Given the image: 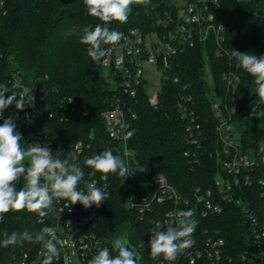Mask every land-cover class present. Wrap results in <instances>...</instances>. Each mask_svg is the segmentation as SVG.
Instances as JSON below:
<instances>
[{
  "label": "trees",
  "instance_id": "1",
  "mask_svg": "<svg viewBox=\"0 0 264 264\" xmlns=\"http://www.w3.org/2000/svg\"><path fill=\"white\" fill-rule=\"evenodd\" d=\"M4 8L0 15V45L4 61L23 77L30 87L43 85V89L53 99H73L87 106L89 116L70 122L59 119H45L43 129L61 150V159L69 153H75L78 163L84 171V177L78 185L84 189L85 182L95 172L84 164V160L111 148L116 155L126 157L124 146L131 153L133 175L137 188L155 189L157 174H164L169 182L185 196H190L199 187L212 189L217 176V164L210 154L197 150L188 141L186 124L179 115L178 94L181 86H187L194 97L193 105L200 115L207 131L210 147L215 150L217 124L212 104L220 101L225 92L223 75L235 62L230 56H218L213 42L189 49L175 58L173 71L163 85L159 107L155 109L149 103V94L142 88L137 97L124 95L118 87L120 78L114 77L102 64H97L87 55V46L80 43L75 35H68L76 26L102 23L87 12L84 0H2ZM154 9H145L142 5H132V12L126 23L113 21L109 27L122 32L125 36L132 30L143 34L153 32L167 33L163 21L168 16L176 17L179 7L174 0H152ZM221 11L217 21L226 30L225 49H232L256 55H264V0H221ZM5 13V14H4ZM62 13H64L62 15ZM106 45L105 47H110ZM11 72V71H10ZM0 74V84H7V75ZM242 83L237 94L235 106L238 114L235 127L239 131L245 148L260 151L264 148V105L256 111L250 106L258 96L255 94L254 78L241 69ZM174 75L180 77V84L173 81ZM47 77V79H45ZM211 82L212 85H211ZM9 86V85H8ZM121 97L129 110L136 116L127 117L129 129L134 135L123 142L115 141L105 131L101 120L102 112L108 105ZM43 112V109H42ZM84 141L82 153L74 151V144ZM189 153L197 154L200 162L191 163ZM264 156V154L262 155ZM107 192L109 198L99 207L101 219L95 230L104 247L111 250V239L126 234L133 248H136L143 262L154 263L150 254L149 235L155 218L141 221L134 211L125 207L126 193L123 192V178L109 173ZM141 182V183H140ZM17 191L23 187V180L17 184ZM215 228L223 232L230 250L239 256L246 250L250 231L239 209L226 208L223 216L217 218ZM36 212L27 209L5 214L0 222V242L4 233H22L25 230L36 233L43 227ZM143 244V246H141ZM44 242L25 241L23 246H0V264H22L25 256L28 264L41 255ZM114 256L115 252L111 251ZM44 258V257H43ZM53 264H57L53 261Z\"/></svg>",
  "mask_w": 264,
  "mask_h": 264
},
{
  "label": "built area",
  "instance_id": "2",
  "mask_svg": "<svg viewBox=\"0 0 264 264\" xmlns=\"http://www.w3.org/2000/svg\"><path fill=\"white\" fill-rule=\"evenodd\" d=\"M221 7V0H185L184 5L179 7L180 11L176 17L170 15L163 21L162 25L167 29V33L153 32L145 35L138 30L130 31L116 45L109 47L111 52L107 62L102 64L103 68L111 71L114 77L120 78L118 87L126 96L135 98L138 92L145 88L149 94L150 105L157 109L163 85L170 79L169 74L173 71L177 56L211 42L214 43L218 56H230L225 49V27L217 21ZM3 8L4 2L0 0V15ZM193 16H198V20L192 21ZM155 36L158 37L156 42ZM11 67V64L4 61L0 45V74L11 71L9 75L6 74L9 87L16 92L28 87L34 93L37 87L28 86L19 72ZM150 69H156L162 74L160 86L154 92L151 91L147 81ZM241 69L238 62H235L233 67L225 72L223 75L225 92L223 96H219L220 101L212 104L213 116L217 122L215 150L210 147L207 131L193 106L195 100L189 93L188 87L182 85L178 94L179 115L186 124L188 141L197 150L205 149L216 161L218 172L212 189L199 187L190 196H185L161 173L155 178L153 191L147 188L138 189L133 178L123 182V192L126 193L125 207L134 211L141 221L148 217L155 218L149 241L157 222L166 229L171 223V214L175 211L195 210L194 218L197 224L191 236L193 243L171 264H264V156H262L264 148L260 151L245 148L234 124L238 114V108L234 103L242 83ZM173 81L177 84L181 83L177 75H174ZM43 91L44 97L40 107H35L33 104L23 111H17L14 105L10 106L5 110L3 118H0V124L3 123V119L15 115L25 146L34 142L42 145L47 143L54 155L61 158L60 148L50 135L41 129V123L45 119V117L41 118L42 115L48 113L49 120L59 119L61 122H70L87 118L89 110L87 106H82L73 99H53L44 89ZM7 95L10 93H6ZM263 105L264 102L258 97L250 104L254 111ZM126 108V104L119 97L101 114V120L109 137L124 144H126L124 136L129 129L127 117L132 115L134 119L136 118L130 110L127 113ZM26 114L30 122L25 118ZM73 148L75 152L82 153L85 142L79 141ZM124 151L130 160L131 153L126 145ZM187 156L191 158L193 165L199 164L200 158L197 154L189 153ZM89 178L88 182L95 181L98 187L107 191L108 176L93 172ZM68 203L70 202L66 200H54L47 216L40 217L37 214L39 223L50 224L49 227L56 229L61 255L54 261L57 264H72L69 258V245L60 239V232L66 220L74 219L78 222L80 228L74 235V247L82 263L88 264L98 250L104 247L95 232L101 219V212L95 206L86 209L79 203L69 210L65 208V204ZM229 206L239 209L250 231L247 248L239 256L230 250L223 232L215 228L217 218L223 216ZM28 263L29 257L26 255L22 264ZM143 264H170V262L160 256L154 263L144 261Z\"/></svg>",
  "mask_w": 264,
  "mask_h": 264
},
{
  "label": "clouds",
  "instance_id": "3",
  "mask_svg": "<svg viewBox=\"0 0 264 264\" xmlns=\"http://www.w3.org/2000/svg\"><path fill=\"white\" fill-rule=\"evenodd\" d=\"M87 12L91 17L102 23L73 26L68 35L78 37L81 44L87 46V55L97 64L107 62L111 49L106 45H116L123 38V33L109 27L113 21L124 24L132 12V5H142L145 9H154L157 5L152 0H84ZM197 21L198 16H193ZM231 57L238 61L247 74L254 78L255 94L264 102V55L252 52L243 53L232 49ZM47 79V77H45ZM6 93L10 95L6 96ZM33 90L24 87L22 91H13L7 84H0V118L10 106L17 111H23L34 104ZM71 102V100L69 101ZM264 114V113H261ZM16 116H8L0 124V222L5 214L24 209L36 212L40 217L49 214L54 200H66L65 208L77 203L84 208L101 207L110 193L98 187L95 181L85 182V188L78 187L84 177V171L78 163L75 153H69L67 158L54 155L50 146L38 142L24 144L22 133L18 130ZM26 119L30 118L26 114ZM127 127V125H121ZM135 130L125 133V140L134 135ZM84 164L105 177L116 174L123 178L134 174L132 162L125 156L114 154L111 148H106L84 160ZM23 180V187L17 191V184ZM63 212V210L61 211ZM195 210H177L171 214V223L163 228L157 222L149 241L150 254L153 259L163 256L168 262H174L184 250L191 247V236L195 231ZM70 223V222H69ZM0 246H23L24 242H44L46 251L41 264H53L61 255L58 247L56 229L43 227L32 233L25 230L22 233L5 232ZM143 246V244L141 245ZM111 251L115 252L113 256ZM140 253L130 244L126 234L116 235L111 239V250L102 247L88 264H140Z\"/></svg>",
  "mask_w": 264,
  "mask_h": 264
},
{
  "label": "rangeland",
  "instance_id": "4",
  "mask_svg": "<svg viewBox=\"0 0 264 264\" xmlns=\"http://www.w3.org/2000/svg\"><path fill=\"white\" fill-rule=\"evenodd\" d=\"M185 3V0H174V4L177 7H182ZM158 40V37H154V41L156 42ZM152 71V73H150ZM109 71H105V74L107 75ZM162 74L160 72H157L156 69H150L149 75L147 77V81L149 84V87L152 92L156 91L161 83ZM213 82H211L212 85ZM151 92V93H152ZM70 222V223H69ZM80 228V224L76 222L74 219H68L64 222L61 232H60V239L62 241L69 245V258L72 262V264H83L80 260L79 256L76 253L75 247H74V235L77 232V230ZM46 251L44 248V245L42 246L41 255L39 258L34 262V264H41V261L43 260V253Z\"/></svg>",
  "mask_w": 264,
  "mask_h": 264
},
{
  "label": "water",
  "instance_id": "5",
  "mask_svg": "<svg viewBox=\"0 0 264 264\" xmlns=\"http://www.w3.org/2000/svg\"><path fill=\"white\" fill-rule=\"evenodd\" d=\"M64 13H62L63 15ZM33 96H34V104H35V107H40L42 105V98L44 97V91H43V85L40 83L38 84L36 90L34 91L33 93ZM44 115H42V119H44ZM141 257V255H140ZM140 264H142V257L140 259Z\"/></svg>",
  "mask_w": 264,
  "mask_h": 264
}]
</instances>
